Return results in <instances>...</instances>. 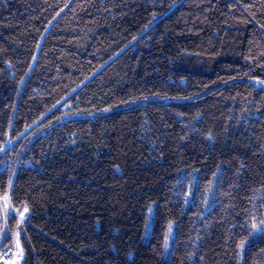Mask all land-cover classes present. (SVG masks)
<instances>
[{
  "label": "trees",
  "instance_id": "16d2710c",
  "mask_svg": "<svg viewBox=\"0 0 264 264\" xmlns=\"http://www.w3.org/2000/svg\"><path fill=\"white\" fill-rule=\"evenodd\" d=\"M262 81L264 0H0V248L264 264Z\"/></svg>",
  "mask_w": 264,
  "mask_h": 264
},
{
  "label": "rangeland",
  "instance_id": "374dc122",
  "mask_svg": "<svg viewBox=\"0 0 264 264\" xmlns=\"http://www.w3.org/2000/svg\"><path fill=\"white\" fill-rule=\"evenodd\" d=\"M7 215H8V213H7V202H6L3 205L1 217L6 221ZM153 221H154V210H153V206H152L149 209V211H148L147 225H146V230H145V234H146L145 239L146 240L149 239L150 233L152 231ZM173 246H174V230L171 227L169 229V231H168V235H167V238H166V243H165V246H164V255L166 257H170L172 255Z\"/></svg>",
  "mask_w": 264,
  "mask_h": 264
},
{
  "label": "built area",
  "instance_id": "2783aa9c",
  "mask_svg": "<svg viewBox=\"0 0 264 264\" xmlns=\"http://www.w3.org/2000/svg\"><path fill=\"white\" fill-rule=\"evenodd\" d=\"M23 244L16 240L0 248V264H23Z\"/></svg>",
  "mask_w": 264,
  "mask_h": 264
},
{
  "label": "snow or ice",
  "instance_id": "6c2138e0",
  "mask_svg": "<svg viewBox=\"0 0 264 264\" xmlns=\"http://www.w3.org/2000/svg\"><path fill=\"white\" fill-rule=\"evenodd\" d=\"M261 83H264V81H262ZM262 223H264V222H262ZM254 227H255V225H254ZM258 231L264 232V229H258Z\"/></svg>",
  "mask_w": 264,
  "mask_h": 264
}]
</instances>
